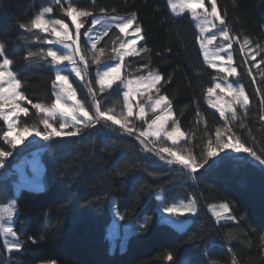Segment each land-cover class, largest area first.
I'll list each match as a JSON object with an SVG mask.
<instances>
[{
  "label": "trees",
  "instance_id": "trees-1",
  "mask_svg": "<svg viewBox=\"0 0 264 264\" xmlns=\"http://www.w3.org/2000/svg\"><path fill=\"white\" fill-rule=\"evenodd\" d=\"M49 1L0 0V44L29 102L26 115L19 118L21 126L39 124L41 116L33 105L54 100L49 45L45 34L32 27L34 16ZM215 3L236 39L234 64L249 100L247 109L236 111L231 126L241 144L256 155L227 154L226 162L191 173L146 152L137 138L120 128L101 123L73 136L43 141L38 147L45 186L22 188L15 196V232L22 249L8 254L0 233V264H264V163L259 162L264 159V0ZM66 5L89 17L135 16L142 41L138 53L125 58L124 71L159 72L158 93L168 99L195 158L202 159L228 118L205 103L217 73L202 58L190 16H174L167 0H72L56 4L53 12L58 14ZM120 37L112 27L97 50L108 58ZM245 41L260 50L259 72L240 50ZM72 82L88 110L90 93L101 111L123 107L121 89L97 92L93 72L88 85ZM5 133L0 118V151L8 152ZM160 190L166 205L196 201L197 212L184 230L160 220L154 199ZM9 197L12 191H4L0 204ZM113 200L125 221L142 225L124 250L110 252L107 227ZM222 202L234 220L218 223L207 211V206Z\"/></svg>",
  "mask_w": 264,
  "mask_h": 264
},
{
  "label": "rangeland",
  "instance_id": "rangeland-1",
  "mask_svg": "<svg viewBox=\"0 0 264 264\" xmlns=\"http://www.w3.org/2000/svg\"><path fill=\"white\" fill-rule=\"evenodd\" d=\"M70 1L72 0H50L48 3L44 4L34 16V19H36L43 13V18L47 22L45 25L47 31L44 30V27L38 29L46 36V41L49 45L48 51H55L58 55L73 56V62H56L50 57L53 63L54 75L55 77L57 75L66 76L72 86V91H75L77 94L72 80L75 79L80 83L88 85L90 82V73L93 72L95 75L97 92L105 89H121L123 107L121 109L103 111L105 116L101 117L97 112V108L99 107L92 93H90L91 110H88L80 100L78 94L76 102L68 99L67 92L62 90L65 86L55 80L52 88L54 97L53 102L50 104L39 103L41 105L40 109L33 107L41 116L39 124L35 126H21L18 121L21 115H26L29 102H27L25 98L23 100H16V103L27 111L25 113L16 112L13 114L14 110L11 103L6 102V100H11L13 97L9 93L0 94L6 98L0 99V118L4 121L6 126L5 135L9 133V122L5 121L3 116L9 115L10 121L13 124V129L6 141L9 146L8 152L10 155L7 157H0V195L3 194L4 191H12V197L7 198L4 204H0V233L3 246L8 254L14 251H21L22 249V243L15 232L17 214L15 196L22 188L41 190L45 186V170L40 158L41 148L38 147L43 141L57 137L73 136V133L76 135L80 131L97 123L120 128L127 134L129 133L126 131V128H131V135L138 139L146 152L153 154L164 162L178 164L188 169L191 173L207 168L211 164V161L216 159V157H208L207 153L209 149L215 151L217 157L225 154L251 155L249 150L238 152L235 148H222V145L225 143H231L233 145L236 143L241 144L231 123L235 122L236 111L238 109L245 110L249 107V100L248 104L242 105V103H237L235 97L229 92V89H231L232 92H238L241 89L245 92V89L237 78V69L234 64L233 44L236 39L227 31L224 25V19L219 14L217 6L216 16L211 15L212 6L213 4L216 5L215 0H203L204 7L197 8L195 12L183 6L186 0H167L168 7L174 16H182L184 14L190 16L198 32V44L202 58L209 67L217 73L213 78L211 87L214 91L212 93L207 91L205 103L220 116L221 112H223L224 115L221 116L222 118H228V121L226 120L217 131L220 135L218 136L216 133L215 140L208 146L203 158L199 160L195 158L186 143V135L175 120L168 99L164 95L158 93L157 86L162 79L159 72L147 71L143 74L130 75L124 71L125 58L129 55L138 53V47L142 41L141 28L135 24V16L100 14L93 17H89V15L78 17V21L82 22V27L79 33H77L71 17L66 14L67 9L69 7L75 8L74 6L66 5L62 10L61 8L58 9V14L53 12V8L56 4H68ZM173 5H175V7H173ZM45 8L50 9V11L44 12ZM76 10L80 11L78 9ZM128 19H132L133 24L128 26L124 32H120L121 37L112 54L108 56V58L104 54H100L97 50V45L101 38L112 27L119 30L118 25L126 23ZM56 20L62 21L69 28V34L72 36V40H65L62 37H57L52 34L53 27L59 32L63 31L59 25L54 24ZM85 21L88 22L85 23ZM138 28L140 29L139 33L136 31ZM224 32L228 33V39L224 38ZM73 40L76 42L73 43ZM94 44L95 47H93ZM122 44L127 45V47L122 48ZM241 47L240 50L246 57L248 65L259 72V48L250 46L245 42ZM77 49L82 52V56L74 54ZM229 56L232 57L231 61L228 60ZM4 59L7 58L2 51V47H0V73H11V76L4 75V77L0 79V87L6 88L10 83L16 81L19 84L17 92L23 96L20 91V83L15 73L10 68V63L7 67H2ZM117 66L120 68L119 73H113L109 77V79L112 80L111 87L105 86L101 89L100 80L104 73L110 68ZM221 68H235L236 73L234 75H229L227 71H221ZM77 70H79V75H77ZM156 75L160 76L159 81H154ZM217 84L220 85V88L215 87ZM125 93H129L127 98L125 97ZM161 96L165 98L166 103L157 107L155 101ZM245 96L247 97L246 92ZM57 97L60 98L62 105L68 108H75L77 105L83 106L85 110L89 112L90 118L94 119H92L91 122L85 121L84 117L80 116L79 112L76 111L74 114L77 120L80 121L77 123L76 120L72 119V115L63 114L59 108L52 110V106L55 104ZM128 107L132 108L131 116L128 115ZM141 108L144 109L143 113H141ZM107 116H113L121 121V123L114 124L111 120L107 119ZM157 116H167L168 119L164 123L163 128L159 129L160 134L154 136L151 135V133L157 130V125L153 124ZM45 120L48 121L50 127H45ZM121 124L125 125V127H122ZM173 127L179 128L183 135L176 137L175 140H170L165 133L171 132ZM25 128L28 129L27 132L23 131ZM54 132H59L60 135H54ZM141 132H146L148 135L141 136ZM13 139L15 140V147H13L11 143ZM163 148H168L172 152H176L177 156L183 157L188 163H181L177 159V156L171 155L170 152L161 151ZM243 148L245 147L243 146ZM23 151L28 152L20 156ZM16 159L17 161L14 162L13 160ZM11 161L14 163L12 162L13 164H11ZM205 161L208 162L205 163ZM193 165H195V171H193ZM154 199L156 201V210L160 220L170 224L179 231L186 228L191 217L197 212V204L194 198H190L188 201H179L166 205L164 204V192L160 190L154 195ZM169 208L174 209V211L169 213L167 211ZM207 211L218 223L234 220L230 214L229 206L225 202L211 204L207 206ZM110 213L111 221L107 227L109 251H122L126 248L128 238L132 234H135L137 228L142 224L134 225L131 221H125L123 215L117 210L115 200L111 202ZM8 229H11V231H8Z\"/></svg>",
  "mask_w": 264,
  "mask_h": 264
},
{
  "label": "snow or ice",
  "instance_id": "snow-or-ice-1",
  "mask_svg": "<svg viewBox=\"0 0 264 264\" xmlns=\"http://www.w3.org/2000/svg\"><path fill=\"white\" fill-rule=\"evenodd\" d=\"M183 6L188 8V9H190L191 11L195 12L197 8H203L204 7V3H203V0H186V2L183 4ZM173 7H175V5H173ZM48 11H50V9H48V8L44 9V12H48ZM66 14L69 17H71L72 22L75 24V28L77 30V33H79V30L82 27V22L78 21V17H85V16L89 15V13L84 12V11H77L75 8L69 7L67 9V11H66ZM211 15L212 16H216V5L215 4H213V6H212ZM46 23L47 22L44 20L43 13H42L40 16H38L36 19H34L32 21V27L33 28L44 27V30L47 31V28L45 27ZM54 24L59 25L60 28L63 31L59 32V31L56 30L55 27H53L52 28V34L53 35H55L57 37H62L65 40H72L73 39L72 36L69 34V28L62 21L56 20V21H54ZM132 24H133V20L132 19H128L126 21V23L119 24L118 27H119L120 32H124L125 29L128 26L132 25ZM21 27H24V26L21 25ZM136 31L139 33L140 29L138 28ZM223 35H224L225 39H228V33L227 32H224ZM75 42L76 41L73 40V43H75ZM245 43H247V41H245ZM0 47H2V46H0ZM93 47H95V44L93 45ZM121 47L124 48V47H127V45H123L122 44ZM74 54H79L81 56L83 55L82 52L79 51V49L75 50ZM47 55L49 57H51L53 61H56V62H61V61L73 62V56L72 55H58L57 52L51 51V50H49L47 52ZM228 60L231 61L232 57L229 56ZM9 63H10V61L8 59H4L2 67H7L9 65ZM220 70L221 71H227L229 75H234L236 73V69L235 68H230V69L221 68ZM119 71H120V68H119V66H117V67H114V68H110L107 72H105L103 77L100 80L101 89H103L105 86L111 87L112 80L109 79V77L113 73H119ZM4 75L11 76V73H0V79H2L4 77ZM77 75H79V70H77ZM55 80L60 82L62 85L65 86L64 89H62V90L67 92L68 99L72 100L73 102H76L77 94H76L75 91H72V86L69 83L68 78L66 76H64V75H57L55 77ZM159 80H160V76L156 75L154 77V81H159ZM215 87L216 88H220V85L217 84ZM18 88H19V84L16 81H13L12 83H10L8 85V87H6V88L0 87V94L9 93L13 97V99H11V100H6V102L11 103L12 108L14 110L13 114H15L16 112L25 113L27 111L25 108L20 107L19 104L16 103V100H23L24 99V97L21 96L17 92ZM213 91H214L213 88H211V87L208 88V92L209 93H212ZM222 91H223V89H222ZM229 92H230L231 95H233L235 97L237 103H242V105L248 104V99L245 96V92H244L243 89H241L238 92H232L231 89H229ZM128 96H129V93H125V97L127 98ZM0 99H6V98L3 97L2 95H0ZM164 103H166V101H165V98L163 96H161L159 99H157L155 101V105L157 107H159L161 104H164ZM33 107H35L36 109H40L41 105L40 104H34ZM57 108H59L62 111V113L65 114V115H72V119L76 120L77 123H79L80 121L77 120V117L74 114L76 111L79 112L80 116L84 117L85 121L91 122V120L94 119V118H90L89 112L86 111L83 106L77 105L75 108H68V107L62 105L61 100H60L59 97H57L55 104H53L52 110H55ZM97 112H98V114L101 117L105 116V113L103 111H101L99 108H97ZM127 112H128V115L131 116L132 115V108L128 107ZM143 112H144V109L141 108V113H143ZM223 115H224V113L221 112V116H223ZM3 119L5 121L9 122L8 123L9 133L5 135V140L7 141L8 140V136L10 135V133H11V131L13 129V124L10 121L9 115L3 116ZM107 119L111 120L114 124L121 123V121L117 120L113 116H107ZM167 119H168L167 116H157L156 119L153 121V124L157 125V130L152 132L151 135L158 136L160 134L159 129L163 128L164 123L166 122ZM44 124H45V127H50V125L48 124L47 120L44 121ZM121 126L125 127V125H123V124H121ZM23 131L27 132L28 129L25 128ZM126 131L129 133V135H131V132H132L131 128H126ZM53 134L57 135V136L60 135L59 132H54ZM73 135H74V133H73ZM140 135L141 136H147L148 133L141 132ZM165 135L168 137V139L175 140L176 137L182 136L183 133L180 131L179 128L173 127L172 131L171 132H166ZM217 135L219 136L220 133L217 132ZM11 143H12V146L15 147V140L14 139L11 141ZM222 148H235L236 151H238V152L239 151H248L247 149L243 148V145L240 144V143H236L235 145H233L231 143H225V144L222 145ZM161 151L170 152L171 155L177 156L176 152H172L168 148H163V149H161ZM9 155H10V153L7 152V151H0V157H7ZM207 155H208V157H216L215 160L211 161V164L216 165V164H221V163L226 162L227 154H225V157H217V153L215 151L209 149ZM251 155L255 156L256 153L252 152ZM177 159L181 163H188V161L185 160L183 157L177 156ZM260 161H261V163H264V159H261ZM207 162L208 161H205V163H207ZM192 167H193V171H195V165H193ZM167 211L169 213H171V212L174 211V209L169 208V209H167ZM8 231H11V229H8Z\"/></svg>",
  "mask_w": 264,
  "mask_h": 264
},
{
  "label": "water",
  "instance_id": "water-1",
  "mask_svg": "<svg viewBox=\"0 0 264 264\" xmlns=\"http://www.w3.org/2000/svg\"><path fill=\"white\" fill-rule=\"evenodd\" d=\"M254 163H257V161L255 160Z\"/></svg>",
  "mask_w": 264,
  "mask_h": 264
}]
</instances>
